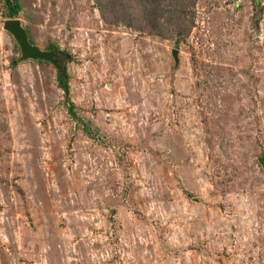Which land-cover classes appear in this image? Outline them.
I'll return each mask as SVG.
<instances>
[{
	"label": "rangeland",
	"instance_id": "374dc122",
	"mask_svg": "<svg viewBox=\"0 0 264 264\" xmlns=\"http://www.w3.org/2000/svg\"><path fill=\"white\" fill-rule=\"evenodd\" d=\"M20 2L81 121L0 10V264H264V0Z\"/></svg>",
	"mask_w": 264,
	"mask_h": 264
},
{
	"label": "trees",
	"instance_id": "16d2710c",
	"mask_svg": "<svg viewBox=\"0 0 264 264\" xmlns=\"http://www.w3.org/2000/svg\"><path fill=\"white\" fill-rule=\"evenodd\" d=\"M0 10H2L4 17L7 19H14L18 18L19 14L21 13L22 5L20 0H0ZM49 49L55 50L58 52V54L60 53V58L56 56L54 57V60H56L57 64L54 65L51 62L57 69V85L64 94L65 104L67 106L69 115L73 120L80 122L81 118L76 111V105L71 100L70 75L68 73L67 67L71 57L68 56L66 52H60L54 44H51ZM87 132L90 136H92L89 129H87Z\"/></svg>",
	"mask_w": 264,
	"mask_h": 264
},
{
	"label": "water",
	"instance_id": "95a60500",
	"mask_svg": "<svg viewBox=\"0 0 264 264\" xmlns=\"http://www.w3.org/2000/svg\"><path fill=\"white\" fill-rule=\"evenodd\" d=\"M3 30L8 32L18 45L21 54L20 61L35 60L52 62L54 65L57 64L56 60H54V51H42L30 42L28 33L20 19H7L3 24ZM174 55L177 61V56L176 54ZM259 162L264 168V158L259 159Z\"/></svg>",
	"mask_w": 264,
	"mask_h": 264
}]
</instances>
